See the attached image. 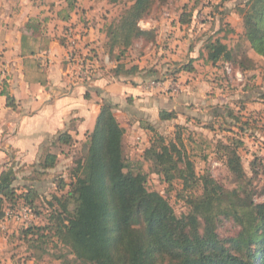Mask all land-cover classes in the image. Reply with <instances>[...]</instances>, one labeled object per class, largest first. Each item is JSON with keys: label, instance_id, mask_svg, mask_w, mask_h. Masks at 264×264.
I'll list each match as a JSON object with an SVG mask.
<instances>
[{"label": "rangeland", "instance_id": "obj_1", "mask_svg": "<svg viewBox=\"0 0 264 264\" xmlns=\"http://www.w3.org/2000/svg\"><path fill=\"white\" fill-rule=\"evenodd\" d=\"M100 1L105 2L103 12L96 16L92 14L91 18H105L109 25L108 33L110 26L119 22L132 2ZM248 8L249 0L158 1L150 15L138 24L141 30L154 32V40L141 39L123 56L119 50L110 56L115 74L124 76L125 72L135 67H143L142 74L136 72L134 76L143 82V90H149L155 95L163 92L178 95L187 90L190 78L180 82L176 79L178 69L188 65L194 68L193 72H187L193 80L202 78L208 84L203 86L201 94L212 100V106L206 105L205 109L197 111L198 108L191 105L188 107L191 109L189 112L179 111L175 121L152 126V116H141L139 121L138 115L121 111L127 117L120 116L126 134L124 155L127 163L147 175V189L163 196L177 217L189 212L186 201L189 197L201 196L202 186L200 184L186 190L182 181L175 180L170 184L153 172V164L144 160L145 151L155 139L149 126L154 127L168 142L174 141L177 134L182 136L184 148L195 165L198 177L209 176L226 190L238 189L242 196L245 191L256 203H264V56L257 53L247 39L244 11ZM184 13L191 15V23L188 25L180 23ZM85 33L82 27L75 34L81 50V47L86 46L83 40ZM218 40L233 52L231 61L220 60L213 64L208 60L207 46ZM86 54L91 56L92 53L89 51ZM192 54L197 58H191ZM103 62L101 65L105 69L110 66V63ZM166 75L170 82L163 85ZM132 107L135 111H141L139 104ZM129 120L131 128L127 125ZM133 127H136L135 131ZM130 131L132 133L129 134ZM87 141L88 137L74 141L70 146L54 144L50 147L41 159L53 153L58 155V164L45 174H42L39 163L16 169V187L22 189L24 185H35L41 198L36 209L28 208L31 211L29 221H6L7 231H13H6L10 243L8 256H12V264H84L58 240L55 230L48 227L53 226L51 217L62 211L55 197L60 198L70 190L68 188L60 192L59 184L63 180L69 184L74 182L77 163L86 156ZM224 146L238 148L246 173L244 182H238L228 170ZM18 207V210L25 208ZM29 230H33V233L27 235ZM238 230L234 222L228 219L219 223L217 233L221 238H227L235 235Z\"/></svg>", "mask_w": 264, "mask_h": 264}, {"label": "trees", "instance_id": "obj_2", "mask_svg": "<svg viewBox=\"0 0 264 264\" xmlns=\"http://www.w3.org/2000/svg\"><path fill=\"white\" fill-rule=\"evenodd\" d=\"M127 1L132 6L107 33L106 47L111 54L119 50L123 56L136 41L154 40V32L143 31L138 24L150 15L156 2L166 0ZM244 22L247 39L264 56V0H249ZM180 23L190 24L191 15L184 13ZM207 50L213 64L233 58V52L219 40L211 42ZM182 70L193 72L194 68L188 65ZM136 72L137 67L123 75ZM7 100L8 107L16 108L12 97ZM114 110L111 101L102 102L96 126L87 136L86 156L77 163L75 180L71 184L61 181L58 190H70L55 197L62 211L51 217L53 226L48 229L55 230V236L71 254L84 264H264V203H256L245 191L242 196L238 189L226 190L209 176L198 177L182 136L177 134L168 142L149 126L155 139L145 151L144 160L153 164V172L170 184L182 181L186 190L202 186L201 196L187 199L189 212L177 217L163 196L147 189V175L127 163L125 132ZM175 118L174 113H160L161 121ZM73 142L71 135L63 133L55 144L70 146ZM223 149L228 170L238 182H244L246 173L238 148ZM57 164L58 155L53 153L39 161L42 174ZM16 181L14 166L0 175V219L18 206L36 209L41 198L35 185L19 189ZM228 219L239 230L221 238L217 233L219 223Z\"/></svg>", "mask_w": 264, "mask_h": 264}, {"label": "crops", "instance_id": "obj_3", "mask_svg": "<svg viewBox=\"0 0 264 264\" xmlns=\"http://www.w3.org/2000/svg\"><path fill=\"white\" fill-rule=\"evenodd\" d=\"M104 7L100 0H0V175L10 166L16 170L38 164L60 134L68 133L74 141L87 138L104 100L115 106L119 123L120 116L127 118L121 112L126 111L138 115L139 121L141 116H152V126L177 120L179 111L189 112L191 105L197 111L212 106V100L201 94L203 86H208L205 80H193L181 68L176 81L190 78L191 82L178 95H155L143 90V82L134 75L115 74L106 48L107 20L91 18ZM82 27L86 46L80 50L82 54L91 51L94 66L87 81L79 79L77 70L67 62L72 39ZM103 60L110 63L106 69ZM142 68L138 67L140 74ZM163 81V85L169 84L168 75ZM8 96L15 100L16 108L8 107ZM135 104L141 111H135ZM161 111L174 113L176 118L161 121ZM5 224L0 219V264H12Z\"/></svg>", "mask_w": 264, "mask_h": 264}, {"label": "built area", "instance_id": "obj_4", "mask_svg": "<svg viewBox=\"0 0 264 264\" xmlns=\"http://www.w3.org/2000/svg\"><path fill=\"white\" fill-rule=\"evenodd\" d=\"M76 42L77 41L75 37L72 39L71 50L68 52L67 62L72 68H75L77 70L79 79H81L82 81H87L91 78V73L93 72L94 66L90 60V55L82 54ZM30 213L31 211L26 207L20 210H9L6 212L3 219L5 221H29L31 218Z\"/></svg>", "mask_w": 264, "mask_h": 264}]
</instances>
